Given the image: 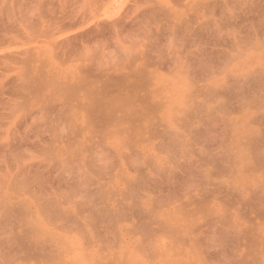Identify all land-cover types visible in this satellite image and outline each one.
<instances>
[{
	"label": "rangeland",
	"instance_id": "rangeland-1",
	"mask_svg": "<svg viewBox=\"0 0 264 264\" xmlns=\"http://www.w3.org/2000/svg\"><path fill=\"white\" fill-rule=\"evenodd\" d=\"M0 264H264V0H0Z\"/></svg>",
	"mask_w": 264,
	"mask_h": 264
}]
</instances>
